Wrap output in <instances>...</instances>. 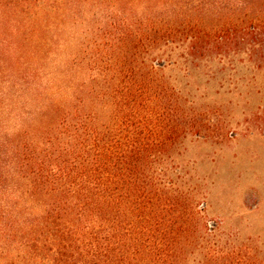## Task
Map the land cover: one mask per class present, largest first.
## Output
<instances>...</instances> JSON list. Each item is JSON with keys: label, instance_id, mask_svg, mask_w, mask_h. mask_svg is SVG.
<instances>
[{"label": "trees", "instance_id": "16d2710c", "mask_svg": "<svg viewBox=\"0 0 264 264\" xmlns=\"http://www.w3.org/2000/svg\"><path fill=\"white\" fill-rule=\"evenodd\" d=\"M259 37L264 0H0L3 264H264L199 228L173 162L201 124L163 75L179 43Z\"/></svg>", "mask_w": 264, "mask_h": 264}, {"label": "rangeland", "instance_id": "374dc122", "mask_svg": "<svg viewBox=\"0 0 264 264\" xmlns=\"http://www.w3.org/2000/svg\"><path fill=\"white\" fill-rule=\"evenodd\" d=\"M254 40L200 43L195 55L179 43L163 62L181 108L201 124L176 148L180 190L194 196L201 230H240L242 242H264V39Z\"/></svg>", "mask_w": 264, "mask_h": 264}]
</instances>
